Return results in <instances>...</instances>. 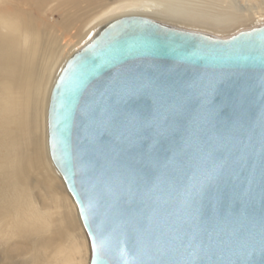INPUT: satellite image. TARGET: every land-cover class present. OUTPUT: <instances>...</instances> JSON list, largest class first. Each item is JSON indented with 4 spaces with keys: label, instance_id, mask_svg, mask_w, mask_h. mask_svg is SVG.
<instances>
[{
    "label": "water",
    "instance_id": "95a60500",
    "mask_svg": "<svg viewBox=\"0 0 264 264\" xmlns=\"http://www.w3.org/2000/svg\"><path fill=\"white\" fill-rule=\"evenodd\" d=\"M47 124L90 264H264V25L108 21L58 73Z\"/></svg>",
    "mask_w": 264,
    "mask_h": 264
},
{
    "label": "bare ground",
    "instance_id": "6f19581e",
    "mask_svg": "<svg viewBox=\"0 0 264 264\" xmlns=\"http://www.w3.org/2000/svg\"><path fill=\"white\" fill-rule=\"evenodd\" d=\"M77 2L0 0V264H90L77 205L49 156L46 114L63 65L103 25L143 15L222 38L264 25V0ZM69 4L55 22L46 15Z\"/></svg>",
    "mask_w": 264,
    "mask_h": 264
},
{
    "label": "rangeland",
    "instance_id": "374dc122",
    "mask_svg": "<svg viewBox=\"0 0 264 264\" xmlns=\"http://www.w3.org/2000/svg\"><path fill=\"white\" fill-rule=\"evenodd\" d=\"M71 1V0H70ZM78 2L76 3V6H75V8H74V10L78 7V8H80V6H84V5H86L85 4V2H84V0H77ZM117 1V0H116ZM57 3H59V2H57ZM24 6V5H23ZM27 6V8H29V5H26ZM26 6H25V8H26ZM63 8V9H62ZM60 7V9L58 10H55V11H53V12H47L46 13V15L47 16H49V17H51V19L50 20H54V22L55 21H57V20H59V18L61 17V14L62 13H64V11L65 10H71V8H73V6H71V4H69V5H63V7ZM72 11V10H71ZM34 15H36V13H33ZM38 14V13H37ZM46 122H47V114H46ZM47 137H48V135H47ZM55 167V166H54ZM56 169V168H55ZM56 171H57V169H56ZM57 173H58V171H57ZM58 175L61 177V175H60V173H58ZM61 180H62V182H63V184H64V186H65V188H66V185H65V183H64V181H63V179H62V177H61ZM67 189V188H66ZM67 192H68V194H69V191L68 190H66ZM69 196H70V198L72 199V197H71V195L69 194ZM74 201V200H73ZM77 211H78V209H77ZM78 213V217H79V212H77ZM79 220H80V217H79ZM80 223H81V225H82V222H81V220H80ZM83 226V225H82ZM83 231L85 232V234H86V236H87V239H88V243H89V248H90V253H91V247H90V241H89V237H88V235H87V233H86V231H85V229H84V227H83ZM1 252V251H0ZM11 254V253H10ZM9 254V255H10ZM39 254H41V255H39ZM36 255H38V256H42V252H36ZM2 256H1V253H0V258H1ZM10 258V260L11 259H13L12 257H14L15 258V256L13 255V254H11L10 256H9ZM18 259H15V261H14V259L13 260H11V261H13V264H16L15 262H18L17 264H25V260L24 259H21V258H23V257H18V256H16ZM91 259V258H90ZM19 260H20V262H19ZM22 261V262H21Z\"/></svg>",
    "mask_w": 264,
    "mask_h": 264
}]
</instances>
